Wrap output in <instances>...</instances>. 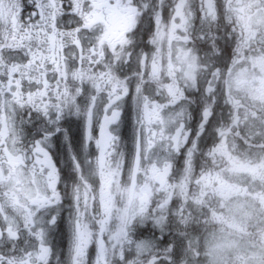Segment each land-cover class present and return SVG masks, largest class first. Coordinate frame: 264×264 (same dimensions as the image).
Masks as SVG:
<instances>
[{
	"label": "snow or ice",
	"instance_id": "6c2138e0",
	"mask_svg": "<svg viewBox=\"0 0 264 264\" xmlns=\"http://www.w3.org/2000/svg\"><path fill=\"white\" fill-rule=\"evenodd\" d=\"M0 264H264V0H0Z\"/></svg>",
	"mask_w": 264,
	"mask_h": 264
},
{
	"label": "flooded vegetation",
	"instance_id": "af4514ba",
	"mask_svg": "<svg viewBox=\"0 0 264 264\" xmlns=\"http://www.w3.org/2000/svg\"><path fill=\"white\" fill-rule=\"evenodd\" d=\"M112 24L114 28H118L121 24V20L119 17H114L112 20ZM131 131L130 127V120H129V133ZM70 139L72 136L78 134L77 128H70ZM79 135L82 136V133H79ZM53 148H55V145H53ZM72 150L73 152H78V141L73 142L72 144ZM64 153V160L65 163L70 166V161L68 160V154H67V148L62 149ZM127 151L129 155L132 151V145H131V139L128 141L127 145ZM255 200L252 197H249L247 200L243 199H237L233 201V203L229 206L231 208V212L236 214L238 220H243L245 222H251L252 224L256 223L255 220V213L253 211V205L255 204ZM230 213L226 212V215H229ZM215 233L217 236H221L226 241V247H225V255L228 254H235V253H245L248 250H250L253 243L256 241L250 237V236H244L241 238V233L238 231H235L232 228H229L225 225L220 226L219 228L215 229Z\"/></svg>",
	"mask_w": 264,
	"mask_h": 264
}]
</instances>
